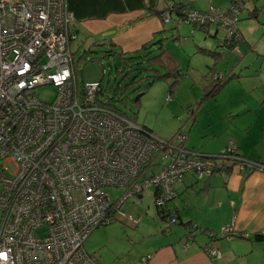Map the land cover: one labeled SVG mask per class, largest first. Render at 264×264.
<instances>
[{
    "label": "built area",
    "instance_id": "1",
    "mask_svg": "<svg viewBox=\"0 0 264 264\" xmlns=\"http://www.w3.org/2000/svg\"><path fill=\"white\" fill-rule=\"evenodd\" d=\"M247 1L198 9L166 0L161 17L214 24L223 30L216 43L236 48L238 14ZM72 19L65 0H0V264H100L82 241L144 186L152 184L154 202L164 204L184 174L220 172L218 158L233 160L238 170L264 172V155L231 157V140L217 156L170 146L98 101L99 80L76 79ZM42 84L55 87L50 101L34 94ZM106 185L126 188L112 199ZM36 228L42 231L35 234ZM230 232L224 225L208 234ZM203 249L220 255L216 247Z\"/></svg>",
    "mask_w": 264,
    "mask_h": 264
},
{
    "label": "crops",
    "instance_id": "2",
    "mask_svg": "<svg viewBox=\"0 0 264 264\" xmlns=\"http://www.w3.org/2000/svg\"><path fill=\"white\" fill-rule=\"evenodd\" d=\"M175 1L205 8L196 4V0ZM65 3L72 13L71 28L75 32L69 42L71 53L80 49L82 56L116 47L121 58L126 59L144 50L157 51L158 46L166 47L163 21L157 13L166 0H65ZM256 8L255 3L250 4L246 16H255ZM240 17L237 20L240 40L236 48L219 47L217 51L216 60L223 58L225 61L221 71L229 76L214 92H206L197 102L200 110L203 107L212 110L200 130L204 131L201 137L211 138L209 141L214 146L201 143L192 150L212 154L231 140L239 156L258 160L264 155V43L249 49V44L244 43V48L242 42L249 39L251 28L239 22ZM196 28L202 29L205 35L216 36L217 27L210 29V24ZM171 38L178 42L176 32ZM215 45L210 47L207 41L204 45L197 40H190L187 45L206 51L213 60L201 78L203 89L210 84L211 72L219 68L216 57L207 52L218 49ZM173 188L176 196L183 191H189L191 196L182 207L169 199L172 203L168 200L165 207L175 214V220L168 221L167 213L163 214L161 225L154 224L146 235H138L139 246L135 251H121L110 246L103 228L104 240L100 246L90 251L82 241V249L95 254L100 264H133L141 256L145 260L140 264H264V172L238 170L232 164L226 171L199 178L186 173ZM155 191L153 187V195ZM187 206L191 210H185ZM224 225L230 226L233 233L208 234ZM209 245L218 248L220 255H207L203 248Z\"/></svg>",
    "mask_w": 264,
    "mask_h": 264
},
{
    "label": "rangeland",
    "instance_id": "3",
    "mask_svg": "<svg viewBox=\"0 0 264 264\" xmlns=\"http://www.w3.org/2000/svg\"><path fill=\"white\" fill-rule=\"evenodd\" d=\"M228 2L229 0H196V4L205 7L209 4L216 7H226ZM254 3L257 6L255 16H246L247 7ZM240 15L239 22H243L251 28L248 32L249 39L242 42L244 48L245 44H249L247 49L250 46L263 44L264 0L245 2L238 17ZM162 24L164 28L162 33L166 36L164 38L166 47L177 58L176 66L181 72L179 79L174 81L171 75L160 76L165 69L162 65L149 59V56L156 52L155 50H144L123 59L119 54V48L115 47L111 48V51H95L92 54L85 53L82 56L80 49L72 53L77 82L99 80L102 89L99 97L103 102L135 122L142 124V126L151 128L148 129L143 126L154 137L168 141L170 146L182 143L186 148L192 150L197 145L206 143L208 144L206 146L213 147L212 141H209L211 138L201 137L204 131L200 130L201 126L207 123L204 119L212 113V110H207L205 107L200 110L197 105V102L201 100L200 98L204 97L206 90L212 88L208 84L206 89H203L201 78L207 70V65L211 64L210 62L213 60L211 61V57L205 53L206 51L197 47L188 48L187 45L190 40H197L204 45L207 41L210 47L216 46V38L222 37L223 30L218 27L215 37L208 36L202 29H197L186 21H176L174 14ZM174 24L177 27L176 30ZM215 27L214 24H210V29ZM257 28H259L256 31L257 34L254 35L256 33L254 30ZM173 32L178 34V42L171 38ZM219 47L217 46L218 49L214 50H219ZM227 47L235 49L231 46ZM216 63L219 68L217 72H214V75H217V79L221 80L226 75L221 71L225 61L222 58L216 60ZM34 90V94L44 101H50L55 94V87L51 84L39 85ZM168 94L170 97L166 99ZM222 148L220 147L217 152ZM8 166L12 167L11 165ZM154 168L155 165L152 166V169ZM153 187L152 184L144 186L140 191L123 198L118 208L114 210V217L105 224L94 227L86 235L87 237L84 238L86 240L83 242L85 241V245L89 246L90 251L100 246L104 240V232L109 239L110 246L116 250L135 251V247L139 246L137 243L138 235L141 233L146 235L154 224L161 225L163 218L159 212L160 208L156 207L153 201ZM102 188L112 199H115L125 190L126 185H106ZM189 193V191L180 192L177 196L174 195L172 199L174 203L182 207L188 201L189 195L191 196ZM169 202V204L172 203L171 200ZM188 208L187 206L185 210ZM189 210L191 209L189 208ZM101 228L104 229V232ZM41 231L36 228L35 234ZM133 240L136 243H133Z\"/></svg>",
    "mask_w": 264,
    "mask_h": 264
},
{
    "label": "trees",
    "instance_id": "4",
    "mask_svg": "<svg viewBox=\"0 0 264 264\" xmlns=\"http://www.w3.org/2000/svg\"><path fill=\"white\" fill-rule=\"evenodd\" d=\"M174 1V3H177V4H179V5H188V3H185V2H181V1H175V0H173ZM253 1V0H252ZM190 6V5H189ZM163 9V8H162ZM162 9L161 10H159L157 13H158V16L160 17V19L164 22V20L162 19V17H161V11H162ZM193 26V25H192ZM194 27V26H193ZM218 46H222V47H227V46H224L223 44H220V43H216ZM218 51V50H217ZM217 51H215L214 49L213 50H207V52H209L210 53V55L213 57V58H215V60L217 59V55H218V52ZM131 57V56H130ZM149 59H152L153 61H155L156 63H158L159 65H162L163 66V69H165V71L160 75V76H169V75H171L172 77H173V79H174V81L175 80H177V79H179V77H180V75H181V72L179 71V68L176 66V62H177V60H176V58H175V56L166 48V47H159L158 46V50L152 55V56H149ZM150 68H153V67H150ZM154 70H155V68H154ZM229 75H227V76H225V78H223V79H221V80H219V79H217V75H214V71H212L211 72V74H210V77H209V79H210V86H212V88H208L207 90H206V92H207V94L208 93H211V92H214L226 79H227V77H228ZM102 92V89L100 88V89H98L97 90V94L99 95L100 93ZM98 96L96 95V98H97ZM97 100L98 101H101V102H103L102 100H101V98L100 97H98L97 98ZM103 103H105V102H103ZM106 104V103H105ZM107 105V104H106ZM220 153H222L221 151H219V152H217V153H212V154H208V155H215V156H217V155H219ZM229 153H231V157L233 156L234 158L235 157H241V156H239V154L235 151V150H233L232 152H229ZM205 154V153H204ZM218 159H221V167H220V172L221 171H226V170H228L229 169V167L232 165V164H234V161L233 160H231V159H228V158H218ZM243 170H250V169H243ZM155 194H156V191H155V193H154V195H153V201H154V196H155ZM155 203V202H154ZM155 205H156V207H159L160 209H159V212H160V214H161V216L163 217V214H165V213H167V219L169 220L170 218H172L173 217V221L175 220V214L171 211V210H168V209H166V207H165V203L164 204H156L155 203ZM169 212V213H168ZM230 233H233V231H231ZM211 236V235H210Z\"/></svg>",
    "mask_w": 264,
    "mask_h": 264
}]
</instances>
